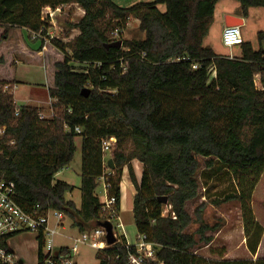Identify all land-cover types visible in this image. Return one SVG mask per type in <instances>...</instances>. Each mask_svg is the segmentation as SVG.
I'll return each mask as SVG.
<instances>
[{
    "label": "trees",
    "instance_id": "16d2710c",
    "mask_svg": "<svg viewBox=\"0 0 264 264\" xmlns=\"http://www.w3.org/2000/svg\"><path fill=\"white\" fill-rule=\"evenodd\" d=\"M218 1L154 0L120 7L112 0H0V65L5 62L2 47L29 63H36L30 52H43L45 69L52 68L53 73L48 84L52 116L47 118H40L42 108L17 105L11 90L3 91L4 85L15 81L0 78V125L5 126L0 137V179L14 184L19 206L27 211L36 205L39 212L60 211L79 233L89 231L106 220L95 192L100 178L106 175L108 195L119 210L126 167L135 189V230L156 249L152 264H264V256L212 260L193 250L199 243L208 244L212 236L204 232L215 229L202 218L204 201L193 216L186 209V203L199 195L200 159L204 182L223 169L233 176L235 191L211 202L217 206L239 201L252 255L263 232L250 201L264 171V30L256 33L258 48L244 41L238 56L216 53L204 45V38ZM235 1L242 17L250 8H264V0ZM70 4L83 10L68 26L77 35L68 42L49 38L42 10ZM158 4L165 9L161 11ZM132 18L143 37L123 39ZM115 29L116 38L111 36ZM32 33L38 36L32 38ZM116 40H121L119 48L105 47ZM27 41L39 44L34 47ZM57 53L60 59L53 58ZM83 89L89 90L86 96ZM77 136L81 138L78 208L65 197L74 187L54 179L72 162ZM111 137L115 143L106 158L102 141ZM134 160L143 167L139 180ZM158 197H166L167 203ZM167 205L171 208L164 214ZM192 223L198 226L189 232ZM12 235L0 239V248L9 254ZM36 239L37 264H44L42 233ZM124 244L121 237L97 250L95 258L99 264H126ZM57 254L67 255L68 250L60 247Z\"/></svg>",
    "mask_w": 264,
    "mask_h": 264
},
{
    "label": "rangeland",
    "instance_id": "374dc122",
    "mask_svg": "<svg viewBox=\"0 0 264 264\" xmlns=\"http://www.w3.org/2000/svg\"><path fill=\"white\" fill-rule=\"evenodd\" d=\"M116 5L120 7H129L138 2H150L154 0H112ZM238 5V9L240 12V5L235 0H219L214 9V15L216 19L220 20L221 13L225 8L228 10H233ZM158 8L163 11L165 6L163 4H158ZM255 9V8H252ZM81 15H83V10L77 4H70L65 6L63 10L56 16V26L57 28L54 30L53 35L61 39L63 42H68L75 35H77L78 31L76 29H69V23L72 21H76ZM264 25V22H262ZM261 25L259 19L255 17V15H251L250 21L245 24L241 29V35L245 42H250L254 48H258V42L256 39L257 31L264 30ZM50 30H48L49 32ZM213 29L209 30L208 37L210 38V42L213 44V48L221 52L225 51L226 48H223L222 45L216 42L215 32ZM68 33V35H67ZM13 32H11V35ZM66 34V35H65ZM17 34H14V36ZM14 36L10 38V40L14 39ZM123 39H138L142 38L143 34L138 29V21L136 19H130L128 25L124 28L122 33ZM30 45L36 47L38 46V42L27 41ZM236 47V46H233ZM231 49L232 47H227ZM53 58H59L60 54L57 53ZM60 59V58H59ZM25 67L20 69V78L21 80H35L41 85H36L37 90L34 92L41 100H44L43 104L40 106L46 107V102L48 98V93L44 87V84L47 86L50 82H52L53 73L52 68L49 67L46 69H34L33 67H38L37 63H27ZM21 66L23 64H20ZM32 74V75H31ZM257 79V78H256ZM258 85V80L256 81ZM18 91L21 93L26 92L28 89L24 86L20 85ZM33 92V93H34ZM15 97V96H14ZM16 98V103L21 104ZM27 105H37L35 102L27 101ZM48 113H45L46 116L51 117L52 112L47 110ZM45 115L44 117L47 118ZM75 143L77 145V149L74 155L72 162L61 169L59 172L55 174V180H62L67 182L68 184L74 186V192H72V198L80 202V190L77 188L80 185V172H81V138L77 136L75 138ZM108 152L105 153V157L108 158ZM203 159H200L201 170L199 172L198 180L200 182L199 187V195L186 203L187 211L193 216V211L196 206L199 205L202 201H204L202 218L209 225H215L214 230H206L204 232L205 235L212 236L213 242L210 246L205 247L203 243H199L195 250V252L204 257V255H211V257L216 258V256H222L223 254H228L229 258L232 259H242L246 257V250L244 249V245L246 246V242L244 243V229H243V221H242V213L241 206L238 200H232L220 205H213L212 199L216 197H221L226 193H231L235 191L236 182L233 179V176L228 173L226 170H221L219 172H215L213 175L207 178V181L204 182L202 179V168H203ZM96 194L100 197L101 200H104V191L102 184H98L96 190ZM124 193V202H123V211H120L119 219L112 222L113 227H115V232L118 234L125 233L127 238L134 242L137 236V232L135 230L131 205H132V196L127 192ZM67 198H70V192L66 194ZM74 196V197H73ZM71 198V199H72ZM250 206L252 209V214L255 220L259 219L260 221L264 220V171L262 172L259 181L254 187V190L251 194ZM165 209V208H164ZM66 218V219H65ZM64 218V229L57 228V232L61 233V236L56 234L54 236V242L56 245H65L70 246L71 240L68 239L67 236L73 235V237L78 235V230L75 227L69 228V222L71 221ZM55 223V218L52 216V212L49 213V227H53ZM117 224L121 226H117ZM95 225L92 226V228ZM198 226L197 223H192L187 231L191 232ZM91 228V227H90ZM37 234L29 231H21L14 235H12L9 240V248L14 255L17 263L19 264H37ZM45 249H43L44 251ZM96 249L91 248L88 245H80L79 249L76 253L72 254L71 258L73 264H99L98 260L95 258ZM206 258V257H205ZM210 259V258H209Z\"/></svg>",
    "mask_w": 264,
    "mask_h": 264
},
{
    "label": "built area",
    "instance_id": "2783aa9c",
    "mask_svg": "<svg viewBox=\"0 0 264 264\" xmlns=\"http://www.w3.org/2000/svg\"><path fill=\"white\" fill-rule=\"evenodd\" d=\"M67 5L58 6L54 9L45 7L41 13V19L48 23L49 27L47 34L49 38L55 37L54 30L57 28L55 20L56 16ZM128 25V22L127 24ZM33 37L38 34L32 33ZM111 36L118 37V30L115 29L111 32ZM221 43L225 47L240 46L244 40L241 35L240 26H227L223 27L221 32ZM230 57H232L230 55ZM13 85H4L3 91L10 90ZM52 99H50V102ZM40 118H45L43 113L39 114ZM79 131V128H75ZM5 133V126L0 125V137ZM12 143V142H11ZM115 138L111 137L102 141V150L108 152L113 144ZM109 170V169H108ZM108 174V172H107ZM102 181L104 191V201L101 202V211L106 213V220L111 223L113 235L116 241L121 237L124 238V249L127 252L126 264H152L155 259V246L153 243L146 240L145 235L137 234L134 242L130 241L125 233L118 234L115 232L112 222L119 219V210L115 207V198L108 195L110 185L107 181L106 175L100 178ZM171 206H165L164 214H168ZM38 206H34L31 210H25L15 201V187L10 181L0 179V239L10 234H15L21 231H29L33 233H42L43 236V262L44 264H73L72 254L76 253L80 245H88L96 250L107 247L105 240L106 232L103 227L95 226L89 231H84L71 239L70 246H64L68 250L67 255H58V249L55 247L54 236L58 234L57 227L62 226V220L65 217L62 212L56 210H47L43 212L37 211ZM55 218L56 228L49 227V213ZM172 218L174 214L171 213ZM102 221V222H104ZM117 226H121L120 224ZM43 249H45L43 251ZM0 261L2 264H19L17 263L12 253H6L0 248Z\"/></svg>",
    "mask_w": 264,
    "mask_h": 264
},
{
    "label": "crops",
    "instance_id": "0c3cea01",
    "mask_svg": "<svg viewBox=\"0 0 264 264\" xmlns=\"http://www.w3.org/2000/svg\"><path fill=\"white\" fill-rule=\"evenodd\" d=\"M222 11L223 12L221 13L220 20L216 19V16L214 15V20H213V23H212V25L210 27V29L211 30L213 29V32H215V34H216L215 35V39H214V43L215 44L218 41V43L220 45H222L220 38H221L222 29L224 27L223 26V16L226 15V14L241 17L243 19V25L240 26V28L245 26V24L250 21V18H251L252 14L255 15V17L257 19L260 20L261 25H263L262 22H264V8H255V9L250 8L248 10V12H247V16L246 17H242L241 10H240V12H238L239 11L238 5L235 8H233V10H228V8H225ZM262 27H264V25ZM208 34H209V32H208ZM208 34L204 38V45L210 46L216 53L221 54V55H229V56L230 55L231 56H238L239 55V52H240L239 46L232 47L231 49H228L227 47L222 45L223 48H226L225 51L221 52L222 51L221 48L219 49L220 50L219 52L217 50H215V48H213V44L210 42V38L208 37ZM31 37L33 38L32 35H31ZM6 49H7L6 47H2V49H1L2 50L1 52L4 54V57H5V62L2 65H0V78H4V79H8V80L13 79L15 81V83L13 84V88L10 89V90H11V92L13 94V99H14L15 103H16V98L18 99L17 101H19L21 103V104H17L16 103L17 105H27V104H23V103H26L27 101L28 102L29 101L35 102L37 105H35V106L33 105V106L37 107V108L44 109L43 115L46 116L45 113H48L47 110L49 109V106H50L49 95H48V98H47L48 100L46 102V107L40 106V105L43 104L44 100H41L40 98H38V96L36 95V93L34 91L37 90L36 85H38V86L41 85L42 86V84L37 82V81H35V80H29V81L21 80L22 78H20V69L25 67L27 64H24L23 60H20L19 58H17V55L15 54V52H12L9 55L8 51L5 52ZM23 50L26 51V53L28 52L24 48H23ZM42 53L43 52H40V53L30 52V54L32 55L33 60L39 65L38 67H33L34 69H41V68L45 69V62H42V59H41ZM27 63H29V62H27ZM20 64H23V65L21 66ZM20 85L24 86L28 90L26 92H24V93H21L20 91H18L19 88H21ZM44 87L46 89V92L48 93V85L46 86L44 84ZM29 106H32V105H29ZM50 112H51V110H50ZM46 117H49V116H46ZM132 167L134 169V173L136 175L137 180H139L140 177H141L142 170H143L142 164L139 163L137 160H134V161H132ZM99 183L102 184V181H99ZM120 187H121V200H120L119 214H120V211L122 212L124 210L123 209V202H124L123 201L124 200V193L123 192L125 191L129 195H131L132 196V201H133V196L135 194V189H134L133 184L129 180L128 171H127L126 167L122 171V179H121ZM77 188H78V186H77ZM72 192H74V190H72L70 192V196H71L70 198H67L66 195H65V197H66V199L72 200L75 203L76 207L78 208L80 206V202H77V201H75L72 198V195H73V194H71ZM99 200H100V202L104 201V200H101L100 197H99ZM132 207H133V202H132V205H131V211H132ZM64 218L62 220V226L61 227H57V228H62V230L64 229V226H63L64 225ZM257 222L262 226L263 232H262L259 244L257 246L256 252H255V254L252 255L249 252V250L247 249V246L244 245V249L246 250V254L247 255H246L245 258H242V259L251 258V259L254 260V259L258 258V257H263L264 256V220L260 221L259 219H257ZM53 228H56L55 223L53 224ZM69 228H72L70 222H69ZM58 235L61 236V233H58ZM67 237H68V239L71 240L73 238V235L67 236ZM212 239H211V241L208 244L205 245L206 248H207V246H210V244L213 242ZM245 242H246V238L244 236V243ZM55 246H56L55 247L56 249H59L60 247H64L65 245H60V244L56 245L55 244ZM204 257H206L208 259L210 258L212 260H224V259L233 260L232 258L228 257V254H223L222 256L219 255V256H216V258L211 257V255H209V254L206 255V256L204 255Z\"/></svg>",
    "mask_w": 264,
    "mask_h": 264
},
{
    "label": "water",
    "instance_id": "95a60500",
    "mask_svg": "<svg viewBox=\"0 0 264 264\" xmlns=\"http://www.w3.org/2000/svg\"><path fill=\"white\" fill-rule=\"evenodd\" d=\"M242 25H243V19L241 17L228 15V14L223 16V26L224 27L242 26ZM120 46H121V40H116V41H113L105 45L106 48H119ZM88 92H89L88 89H83L81 91V94L86 96ZM107 165L110 169L114 168V165L111 159H108ZM158 200L163 204L167 203L166 197H158ZM97 225L104 228L106 232L105 240H106L107 245H112L113 243H115L116 239H115V236L113 235L111 223L108 221H104V222H99Z\"/></svg>",
    "mask_w": 264,
    "mask_h": 264
}]
</instances>
